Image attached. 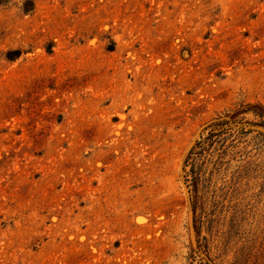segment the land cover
Wrapping results in <instances>:
<instances>
[{
    "label": "rangeland",
    "instance_id": "374dc122",
    "mask_svg": "<svg viewBox=\"0 0 264 264\" xmlns=\"http://www.w3.org/2000/svg\"><path fill=\"white\" fill-rule=\"evenodd\" d=\"M247 105L264 0H0V264H264V127L213 126Z\"/></svg>",
    "mask_w": 264,
    "mask_h": 264
},
{
    "label": "trees",
    "instance_id": "16d2710c",
    "mask_svg": "<svg viewBox=\"0 0 264 264\" xmlns=\"http://www.w3.org/2000/svg\"><path fill=\"white\" fill-rule=\"evenodd\" d=\"M23 12H27L23 8ZM252 115L258 118V125L264 127V107L260 105H247L240 107L231 114H225L223 121L215 122L213 126L223 127L227 124H242L245 122V116ZM224 133L210 131L205 137H200L195 141L188 150L184 165L188 167L187 171V187L190 195V203L193 214L200 212L204 207L205 202V165L208 163V157L210 156V150L214 146H223L226 139Z\"/></svg>",
    "mask_w": 264,
    "mask_h": 264
},
{
    "label": "water",
    "instance_id": "95a60500",
    "mask_svg": "<svg viewBox=\"0 0 264 264\" xmlns=\"http://www.w3.org/2000/svg\"><path fill=\"white\" fill-rule=\"evenodd\" d=\"M190 225L192 226V223H190Z\"/></svg>",
    "mask_w": 264,
    "mask_h": 264
}]
</instances>
